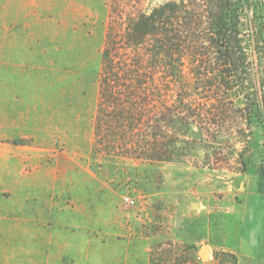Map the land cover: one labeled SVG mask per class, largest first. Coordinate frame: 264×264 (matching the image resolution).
Here are the masks:
<instances>
[{"label": "rangeland", "instance_id": "rangeland-1", "mask_svg": "<svg viewBox=\"0 0 264 264\" xmlns=\"http://www.w3.org/2000/svg\"><path fill=\"white\" fill-rule=\"evenodd\" d=\"M108 1L0 0V97L30 101L24 114L37 117L39 146L52 147L46 159H56L60 174L53 198L61 230L48 232L77 241L39 242L43 264H150V250L165 242L194 246L200 259L206 246L203 262L214 251L231 250L239 264H264V131L258 121L250 124L247 141L222 134L216 148L197 146L174 161L145 163L93 149ZM217 153L229 165L217 163ZM239 153L246 170L236 163ZM124 195L136 204L125 205ZM3 208L13 210L9 200ZM16 221L21 218L0 220L7 228L0 231V264H37L26 242H15L23 232L8 223Z\"/></svg>", "mask_w": 264, "mask_h": 264}, {"label": "trees", "instance_id": "trees-1", "mask_svg": "<svg viewBox=\"0 0 264 264\" xmlns=\"http://www.w3.org/2000/svg\"><path fill=\"white\" fill-rule=\"evenodd\" d=\"M98 85L96 152L155 163L216 148L222 134L247 141L254 121L264 131V0H109ZM149 259L239 264L231 250L203 262L173 242Z\"/></svg>", "mask_w": 264, "mask_h": 264}, {"label": "crops", "instance_id": "crops-1", "mask_svg": "<svg viewBox=\"0 0 264 264\" xmlns=\"http://www.w3.org/2000/svg\"><path fill=\"white\" fill-rule=\"evenodd\" d=\"M27 102L30 101L22 95L0 97V220L21 218V222L8 223L12 226L9 229L23 232L21 240L15 242H26L28 257L35 255L36 263L43 264L44 245L39 242L77 241L75 235L67 233L64 235H68V239L64 241L59 238L60 234L56 238L51 236L53 231L61 230L57 223L61 213L53 198L54 184L60 174L56 159H46L52 147L39 146L43 143L38 140L37 117L24 114ZM17 138L31 142L13 143ZM6 191L10 192V197H6ZM7 200L11 202L12 212L3 208ZM6 229V226L0 227V231Z\"/></svg>", "mask_w": 264, "mask_h": 264}, {"label": "built area", "instance_id": "built-area-1", "mask_svg": "<svg viewBox=\"0 0 264 264\" xmlns=\"http://www.w3.org/2000/svg\"><path fill=\"white\" fill-rule=\"evenodd\" d=\"M123 202L127 206H133L136 204L137 200L135 197H133L131 195H124L123 196Z\"/></svg>", "mask_w": 264, "mask_h": 264}, {"label": "water", "instance_id": "water-1", "mask_svg": "<svg viewBox=\"0 0 264 264\" xmlns=\"http://www.w3.org/2000/svg\"><path fill=\"white\" fill-rule=\"evenodd\" d=\"M193 206L196 207V203H193ZM208 258H209L208 248L206 246H203L201 249V259L203 261H206V260H208Z\"/></svg>", "mask_w": 264, "mask_h": 264}]
</instances>
